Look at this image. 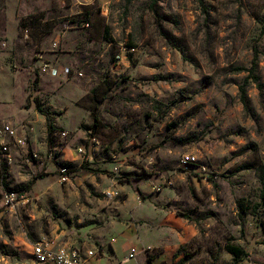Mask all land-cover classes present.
<instances>
[{"label":"rangeland","instance_id":"rangeland-1","mask_svg":"<svg viewBox=\"0 0 264 264\" xmlns=\"http://www.w3.org/2000/svg\"><path fill=\"white\" fill-rule=\"evenodd\" d=\"M5 43L21 68L71 72L30 85L50 139L36 123L0 153V264H40L38 241L103 264H264V0H0Z\"/></svg>","mask_w":264,"mask_h":264},{"label":"crops","instance_id":"crops-1","mask_svg":"<svg viewBox=\"0 0 264 264\" xmlns=\"http://www.w3.org/2000/svg\"><path fill=\"white\" fill-rule=\"evenodd\" d=\"M14 23L16 30L19 29L18 21L15 20ZM16 30L12 34H14ZM42 63L40 60H37L33 63L31 62L25 68H21L9 44L5 43L4 48H0V91L5 90L8 94V98H11L13 104H15L13 108L4 111L2 115L0 114V121L6 120L21 125V130L27 133L28 131L31 133L34 130V124L36 123L46 124V117L37 111L33 96H31L30 102L28 100L31 94L30 85L32 80H34L32 78L34 75L39 76V82L43 81V76H58L45 71ZM47 64L60 70L66 67L60 65L58 62ZM34 69L36 72L33 71ZM14 110L15 112H13ZM102 259L101 257L95 256L88 259L85 264H103ZM114 260L115 259H113L112 262H114Z\"/></svg>","mask_w":264,"mask_h":264},{"label":"built area","instance_id":"built-area-1","mask_svg":"<svg viewBox=\"0 0 264 264\" xmlns=\"http://www.w3.org/2000/svg\"><path fill=\"white\" fill-rule=\"evenodd\" d=\"M125 51H134V48H125ZM123 57V50L116 55V59L119 60ZM43 68L45 71L50 72L53 75L66 76L70 75L71 69L66 66L61 70L55 67H51L49 64L44 63ZM66 135V133H63ZM28 141V133L23 132L21 127L14 124L11 121L3 120L0 124V153L2 157L10 159L11 146H22ZM80 153H84L83 148H79ZM52 156V152L50 153ZM182 163L186 166L192 165L196 161V157L190 154L182 156ZM67 168L62 167L61 173L63 174L61 180L67 179ZM18 194L15 192H6L4 194V200L7 205H13ZM21 200H27V197L21 195ZM34 259L40 264H85L88 260L83 254L72 246H51L43 241H38L33 244L32 252ZM134 254H131V257ZM95 256V255H94ZM93 254L91 258L94 257Z\"/></svg>","mask_w":264,"mask_h":264},{"label":"trees","instance_id":"trees-1","mask_svg":"<svg viewBox=\"0 0 264 264\" xmlns=\"http://www.w3.org/2000/svg\"><path fill=\"white\" fill-rule=\"evenodd\" d=\"M154 13L155 15L158 17L159 16V13L156 9H154ZM21 27H27V25H22L21 24ZM247 82L248 80L245 81V83L241 86L240 88V94H241V100L247 104L249 98H248V94H247ZM38 83H39V76H35V79H34V86H33V89L36 90L37 89V86H38ZM260 86V85H259ZM31 94L29 95L28 97V100L29 102L31 101ZM34 102H35V106H36V109L37 111H39L41 114L45 115L46 117V126H47V130H48V139H50V135L51 133L53 132V130L55 129L54 127V124L51 122L49 116H48V113H47V110H45L43 108L42 105H40V102L39 100L37 99V97L34 98ZM95 119H97V115H95ZM64 166V165H63ZM67 167V166H65ZM69 168V167H68ZM45 177V174L41 173L38 178H44ZM263 184H264V180H263ZM180 215V214H179ZM228 251L233 255V258L234 260L237 262V261H240L244 255H246V252L245 250L240 247V246H234V245H229L227 247Z\"/></svg>","mask_w":264,"mask_h":264}]
</instances>
